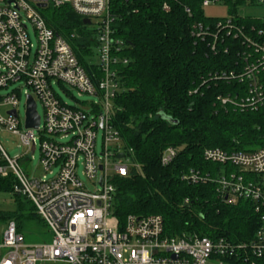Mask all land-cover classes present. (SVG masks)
I'll return each instance as SVG.
<instances>
[{"label":"built area","instance_id":"1","mask_svg":"<svg viewBox=\"0 0 264 264\" xmlns=\"http://www.w3.org/2000/svg\"><path fill=\"white\" fill-rule=\"evenodd\" d=\"M228 1L202 0V6ZM63 4L82 19L88 18L96 30L98 78L86 73L68 41L38 11ZM243 5H264V0H243ZM238 16L245 17L237 13L218 18L214 29L198 23L196 35L211 36L213 51L223 34L240 42L242 48L236 53L240 69L220 76L242 83L244 92L239 98L218 99L241 111L258 110L264 108V29L239 22ZM112 21L110 0H0V90L17 83L22 86L0 96V131L15 134L31 153L38 140L39 163L45 173H25L18 160L28 161L27 155L11 158L0 143V178L11 177V193L28 199L52 234L50 242L27 245L14 221H8L0 240V264H234L236 258L246 264L251 256H262L264 146L231 152L206 148L203 159L221 165L220 172L214 176L191 169L182 176L191 183H214L216 193L230 204L250 201L259 215V227L250 242L185 233L173 236L165 233L159 215L128 214L120 222L112 213L113 179L126 176L136 166L123 160L122 139L111 124L112 100L120 89L119 67L127 63L119 54L122 44L114 36ZM28 23L35 35L34 51ZM223 52L228 54L229 47ZM56 84L69 85L97 100L69 105L56 94ZM21 96L25 98L23 130L18 113ZM28 96L43 108L36 128L25 127ZM99 130L100 152L96 150ZM120 153L123 157L117 158ZM174 156L175 150L167 147L162 165ZM79 166L92 188L77 175Z\"/></svg>","mask_w":264,"mask_h":264},{"label":"trees","instance_id":"2","mask_svg":"<svg viewBox=\"0 0 264 264\" xmlns=\"http://www.w3.org/2000/svg\"><path fill=\"white\" fill-rule=\"evenodd\" d=\"M201 3L110 0L111 27L122 44L119 54L127 59L119 67L120 89L112 100L111 124L120 134L125 157L136 165L126 176L113 179L112 213L120 222L128 214L159 215L165 233L173 236L185 233L250 242L259 227V215L250 201L230 204L216 193L214 183L182 178L191 169L214 176L220 172L221 165L203 159L206 148L231 152L264 146V108L241 111L218 99L239 98L244 92L245 85L220 76L240 69L236 53L242 46L223 34L213 51L211 36L196 35L198 23L214 29L218 20L206 16ZM241 5L243 0L228 1V14L237 16ZM44 10L47 25L68 41L86 73L98 78L100 69L92 59L96 30L68 5H49ZM238 18L264 29V21ZM167 147L175 150V156L162 165ZM12 183L11 177L0 178V191L11 192ZM11 194L16 208L0 209V219L38 217L25 213L34 207L28 199ZM233 263L243 264L237 258ZM246 264H264V253L251 256Z\"/></svg>","mask_w":264,"mask_h":264},{"label":"rangeland","instance_id":"3","mask_svg":"<svg viewBox=\"0 0 264 264\" xmlns=\"http://www.w3.org/2000/svg\"><path fill=\"white\" fill-rule=\"evenodd\" d=\"M228 4L223 2H218L215 4H209L203 8L204 14L208 17H225L228 16ZM38 11L41 15L45 14V11H43V8H38ZM238 15L245 16V17H252V18H259L264 20V5H241L238 7L237 10ZM28 32L32 43V49L34 51L36 47V40L35 35L32 30V26L30 23H28ZM94 54L95 56H92L93 62H98L96 53H97V47H94ZM21 84H13L9 86L6 89L0 90V96H5L7 92H10L11 90L15 88H21ZM56 94L59 96V98L73 106H81L83 102L88 104L89 102H93L97 100V97L89 95V94H79L78 90L75 88L66 85V84H56L53 86ZM24 103L25 98L24 96H21L20 98V104L18 108L19 113V119H20V129H24L23 125V118H24ZM37 112L40 116L43 115V108L39 101H37ZM101 131H98L97 134V141H96V150L100 152L101 150ZM0 143L2 144V147L7 152L9 157L14 158L16 155H27L28 161H24L22 159H19L18 162L22 169L27 174L31 175H42L45 174L41 168V165L39 163V148H38V140H37V146L36 149L31 153L27 150L25 146L20 145L19 138L10 132L7 131H0ZM32 156V157H31ZM124 161H127V159H123ZM77 175L79 176L80 180L85 184V186L92 188L93 185L90 181L86 179L84 175L81 174V166H79L77 170ZM30 207V206H29ZM16 208L14 197L12 196L11 192L9 191H0V209L4 211H14ZM31 212L36 213V211L30 207L29 210H27L25 213L30 214ZM37 214V213H36ZM8 220H2L0 219V240L2 236V232L4 228L6 227ZM17 229L18 225H20V228L18 231L22 233L24 237V242L27 245H33V244H41V243H47L50 242L52 239V234L47 228L45 223H43L42 219L38 216H26L21 217L20 219H13Z\"/></svg>","mask_w":264,"mask_h":264},{"label":"water","instance_id":"4","mask_svg":"<svg viewBox=\"0 0 264 264\" xmlns=\"http://www.w3.org/2000/svg\"><path fill=\"white\" fill-rule=\"evenodd\" d=\"M39 7H44V4H39ZM84 24H89L90 20L88 18H84ZM14 114V111H11ZM39 125V114L36 110L35 101L31 96L27 97L26 100V109H25V127L28 128H36ZM123 157V153L117 155V158Z\"/></svg>","mask_w":264,"mask_h":264},{"label":"bare ground","instance_id":"5","mask_svg":"<svg viewBox=\"0 0 264 264\" xmlns=\"http://www.w3.org/2000/svg\"><path fill=\"white\" fill-rule=\"evenodd\" d=\"M202 4V3H201Z\"/></svg>","mask_w":264,"mask_h":264}]
</instances>
